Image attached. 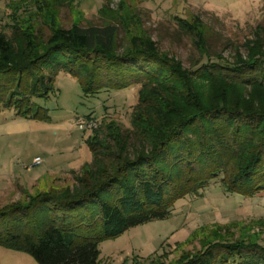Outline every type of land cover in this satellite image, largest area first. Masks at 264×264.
<instances>
[{
    "label": "trees",
    "instance_id": "obj_1",
    "mask_svg": "<svg viewBox=\"0 0 264 264\" xmlns=\"http://www.w3.org/2000/svg\"><path fill=\"white\" fill-rule=\"evenodd\" d=\"M42 1L7 3L0 28V108L46 118L37 101L53 93L60 70L79 81L85 96L137 85V102L129 128L102 119L90 129L91 161L73 173L72 186H51L26 194L25 202L0 206L1 247L24 251L38 264H96L102 239L165 219L177 200L220 174L228 193L264 192V98L228 99L236 84L264 95V22L244 42V55L234 48V62H206L190 71L160 51L140 15L124 11L129 7L122 0L116 9L104 1L100 24L76 22L68 28L55 27L51 14L45 24L41 10L47 13L50 5L42 7ZM174 21L199 55L208 56L200 17ZM208 86L216 91L213 103L202 98ZM237 222L247 230L244 235L231 228ZM240 223L195 229L170 252L177 255L163 257L168 264H264V219ZM206 229L209 241L202 237L199 248H186Z\"/></svg>",
    "mask_w": 264,
    "mask_h": 264
},
{
    "label": "rangeland",
    "instance_id": "obj_2",
    "mask_svg": "<svg viewBox=\"0 0 264 264\" xmlns=\"http://www.w3.org/2000/svg\"><path fill=\"white\" fill-rule=\"evenodd\" d=\"M0 0V28L8 12L7 3ZM105 0H69L56 7L53 0H43L47 13L41 10L45 24L54 17L55 27H70L73 23L85 26L100 24L98 9ZM116 9L120 0H109ZM127 10L140 15L142 26L156 41L160 51L167 53L180 64L195 71L209 62L232 63L234 48L244 55V42L252 31L264 22V0H122ZM51 3V4H49ZM53 5L56 10H52ZM133 9V10H132ZM45 13V15H44ZM51 14V17H46ZM198 16L207 29L208 56L201 57L191 37L181 31L174 17L191 19ZM45 25L44 31L49 32ZM9 33V30L7 31ZM121 33V32H120ZM244 57V56H243ZM191 82L197 80L191 78ZM139 86L120 91H100L85 96L79 81L60 70L54 81V91L37 103L45 109L44 119L16 115L12 108H0V206L9 202L27 201L49 187L72 186L83 162L91 161L86 139L90 129L81 130L78 123L95 119H114L129 128L130 113L137 102ZM212 86L203 88L204 102H214L216 91ZM228 99L254 101L264 98L250 86L233 85ZM261 95V96H260ZM264 104V103H262ZM93 127V128H94ZM91 128V129H93ZM39 157L42 163L30 167ZM27 166L29 168H27ZM221 174L210 180L198 192L177 200L165 219L152 220L99 242L96 264H168L164 253L172 258L178 252L172 249L191 235L193 230L239 220L246 224L251 219H264V192L242 196L226 192L220 183ZM243 220V221H241ZM239 223L231 227L244 235ZM207 225V226H206ZM209 229L201 230L194 242L186 246L193 250L201 246L202 237L209 241ZM176 254V255H177ZM0 264H38L24 251L0 246Z\"/></svg>",
    "mask_w": 264,
    "mask_h": 264
},
{
    "label": "built area",
    "instance_id": "obj_3",
    "mask_svg": "<svg viewBox=\"0 0 264 264\" xmlns=\"http://www.w3.org/2000/svg\"><path fill=\"white\" fill-rule=\"evenodd\" d=\"M95 125H96V120H95V119H88L87 121H81L80 123H78V127H79L81 130L91 129V128H93ZM41 163H42L41 158L36 157V158L31 162V164H30L29 166H30V167H35V166L40 165ZM27 168H29V167L27 166Z\"/></svg>",
    "mask_w": 264,
    "mask_h": 264
}]
</instances>
